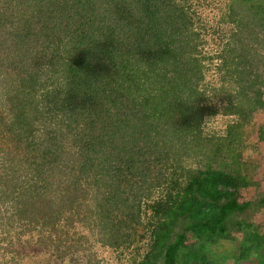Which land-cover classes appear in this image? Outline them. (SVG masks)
Segmentation results:
<instances>
[{"label": "trees", "instance_id": "obj_1", "mask_svg": "<svg viewBox=\"0 0 264 264\" xmlns=\"http://www.w3.org/2000/svg\"><path fill=\"white\" fill-rule=\"evenodd\" d=\"M227 1L234 31L208 56L191 0H0L3 239L78 264L84 222L131 264L255 259L258 231L231 259L221 244L264 210L240 200L257 185L242 156L264 111V0Z\"/></svg>", "mask_w": 264, "mask_h": 264}, {"label": "rangeland", "instance_id": "obj_2", "mask_svg": "<svg viewBox=\"0 0 264 264\" xmlns=\"http://www.w3.org/2000/svg\"><path fill=\"white\" fill-rule=\"evenodd\" d=\"M192 8L195 9L197 16L195 18L196 25L200 26L201 32H203L204 51L208 56L214 55L217 51H220L230 38V35L234 31L235 26L229 23L227 14L229 13L227 0H191ZM261 51V50H260ZM206 70L205 80L207 83L214 86L216 82H219L217 77L218 61H204ZM217 86V85H216ZM232 85H229L231 88ZM231 91V89H229ZM217 100V99H214ZM217 107H220L219 101ZM230 120L229 118H227ZM264 122V111H259L254 114L253 130H251L250 143H256L253 148L250 146L247 151L243 153V160L248 161L257 166L253 173V179L257 182V185L242 191L240 195L241 201H254L258 197H264V142H257L256 129L259 124ZM228 121L221 115L209 117L203 126L205 134L211 133L215 136L220 135L225 129ZM40 136V134H38ZM249 144V143H248ZM26 164H22L24 167ZM34 187L31 189V191ZM90 198V196H88ZM6 213L0 211L1 228L2 223H6ZM252 226H243L241 233L229 236V239L223 241L221 248L226 253V257L223 260L231 259L233 253V243L238 240H245L254 236L258 231L260 239L258 242L259 250L255 253V259L250 264H264V210L256 212L252 216ZM5 221V222H4ZM92 227V225H91ZM90 224L82 222L77 225L71 232L77 233L76 236L82 235V244L80 250H75L79 241H75L76 245L73 249L74 254L79 257L78 264H131L129 255L125 251L124 254H120L119 251H115L108 247H105L97 241L95 235L92 234V230H89ZM0 228V264H7L11 258L16 254L13 251H17L21 255L16 260H12L8 264H58L59 261L50 256V252H44L38 246L34 244L33 239H29L28 235H24L20 240H16L14 237L15 229L9 228L10 234L13 237L3 239L5 233ZM4 235V236H3ZM80 240V241H81ZM9 243H12L9 245ZM188 241L184 245H188ZM4 247H6L4 249ZM20 258V259H19ZM64 264V263H62Z\"/></svg>", "mask_w": 264, "mask_h": 264}, {"label": "clouds", "instance_id": "obj_3", "mask_svg": "<svg viewBox=\"0 0 264 264\" xmlns=\"http://www.w3.org/2000/svg\"><path fill=\"white\" fill-rule=\"evenodd\" d=\"M195 99H196V98H194V100H195ZM194 100H193V101H194ZM184 102H185V101H184ZM186 103H187V102H186Z\"/></svg>", "mask_w": 264, "mask_h": 264}]
</instances>
